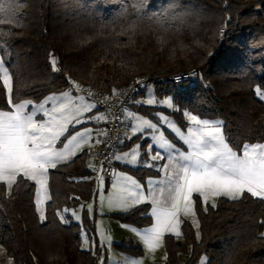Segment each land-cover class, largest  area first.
<instances>
[{
  "label": "trees",
  "instance_id": "16d2710c",
  "mask_svg": "<svg viewBox=\"0 0 264 264\" xmlns=\"http://www.w3.org/2000/svg\"><path fill=\"white\" fill-rule=\"evenodd\" d=\"M145 3L137 12L140 0H0V27L6 30L0 31V54L10 66L13 102L38 103L69 90L72 82L116 99L112 89L121 93L141 75L196 70L192 81L154 87L158 96H172L178 121L183 123L185 110L220 119L230 146L238 150L244 143H264V100L255 94L257 86L264 90V0ZM153 14L156 18L148 19ZM7 96L0 80V109L11 108ZM88 157L83 152L49 171L51 198L43 221L33 181L14 186L11 195L0 182V245L12 264H98L97 254L82 247L81 225L70 215L68 223H61L58 215L92 198ZM128 171L140 180L157 174L144 167ZM194 201L199 239L185 220L183 249L173 236L165 238L167 264H181V251L187 255L184 264H198L204 256L207 264H264V200L220 197L215 207H205L198 195ZM115 216L138 227L152 223L148 204ZM84 221L92 230L87 215ZM116 247L142 254L124 243Z\"/></svg>",
  "mask_w": 264,
  "mask_h": 264
},
{
  "label": "snow or ice",
  "instance_id": "6c2138e0",
  "mask_svg": "<svg viewBox=\"0 0 264 264\" xmlns=\"http://www.w3.org/2000/svg\"><path fill=\"white\" fill-rule=\"evenodd\" d=\"M145 7H147L145 0H140L136 11L139 12ZM155 18V14L148 16V19ZM3 23L4 20L0 19V26ZM129 27L133 28L134 23ZM0 31L6 30L0 27ZM50 62L56 70L55 57ZM9 67L6 66L3 54H0V80L3 82V88L7 90L8 102L11 105L9 110H0V182L7 186L11 195L14 186L19 187L21 184L33 181L39 185L45 197L50 199L47 197L49 169H55L57 165L69 162L76 156L77 150H83L82 146L88 144L92 138L93 129L91 128H84L83 131L66 136L68 126L90 120L106 121L107 117L103 114L86 116V113L97 109V104H86L84 96L74 98L67 91L60 96L49 95L38 104H33L29 100H17L14 103L13 82ZM72 83L76 89H80L78 84ZM255 94L260 100H264V90L260 86L255 88ZM88 95H92L91 91ZM118 95L120 93L112 89V96ZM104 99L106 102L110 97ZM49 102L52 104L51 108L46 107ZM143 102L148 105L161 104L172 107L171 98L159 101L149 97ZM30 105L31 110L26 111ZM124 111L133 121L130 125L133 135H143L146 131L150 133L151 143L148 144L145 154L151 162L147 166L156 168L158 172L163 173V176L159 180L150 178L147 181V192H145V186L131 176H123L119 194L109 197L101 195V203L102 206L106 203L109 209L127 212L142 202H149L150 215L154 218L153 225L143 230L133 227L131 231L150 251H155L162 245L165 234L171 233L177 237L181 235L179 230L183 222L181 217L195 216L193 194L202 197L205 204L212 199V207L216 206L215 199L220 197L239 201L246 198V195H250L264 200V143H244L238 150L236 146H230L224 136L221 121L200 119L197 115L185 111L183 115L196 126L188 127L187 135H185L184 131L167 115L157 114L160 124L166 126L183 142V145L187 146L186 150H182L166 137L157 123L138 116L134 112ZM38 114H41L39 120L35 119ZM82 117H84L83 120ZM103 134L107 135L106 132ZM57 142H60L62 147L58 148ZM101 142L99 139L95 141L97 144ZM139 149L140 145H137L130 152L121 155L113 154V156L116 160L136 164L138 156L141 155ZM160 160L166 162L152 163ZM89 166L94 167L91 164ZM113 188H117V183H113ZM41 203L43 201L38 198L37 204ZM87 208L89 212L93 210L91 204L87 205ZM67 211L68 209H63L62 212H58L61 223L69 222L70 218L63 214ZM72 216H75L77 220L80 219L75 212ZM40 219L42 221L45 219L43 210H40ZM196 226L199 227L198 222ZM260 236L264 238V233ZM197 238L199 239V232H197ZM87 246L88 238L85 236L82 247ZM9 264L12 262L9 261ZM118 264H142V261L125 257ZM200 264H207L206 258H202Z\"/></svg>",
  "mask_w": 264,
  "mask_h": 264
},
{
  "label": "crops",
  "instance_id": "0c3cea01",
  "mask_svg": "<svg viewBox=\"0 0 264 264\" xmlns=\"http://www.w3.org/2000/svg\"><path fill=\"white\" fill-rule=\"evenodd\" d=\"M64 92H66V91H64ZM67 92H70V91L67 90ZM62 93L63 92L55 93L54 95L60 96ZM70 93L72 94V96L74 98L78 97L80 95V94H75L72 92H70ZM7 95H8V93H7ZM51 95H53V94H51ZM48 96H46V97H48ZM80 96H82V95H80ZM149 97H152L156 100L163 98L162 96L157 95V93L155 92V88H151V91L149 89L148 91H145L144 93L139 94L135 98L132 106L128 109V111L134 112L138 116H142L146 119H150L154 123H157L158 126L160 127V130L165 132L166 137L169 138L171 142H173L171 137L172 136L174 137V135H172L170 133V131L167 129L166 126L161 125L160 122L158 121L157 114L161 115L163 112H165V113L167 112L165 105L155 104L154 106H152V105H148L146 102H143V101H146ZM169 97L172 98V96H169ZM172 100H173V98H172ZM89 101H91L92 103L94 102V101L85 97L84 103L87 104V103H89ZM40 102H38V103H40ZM38 103H33V104H38ZM173 103H174V101H173ZM46 107L51 108L52 107L51 102H49V104H47ZM175 108H177L176 105H175ZM0 110H5V109H0ZM30 110H31V105L29 106L28 109H26V111H30ZM169 110L173 111L175 109H173V107H172ZM170 111L168 112L169 114H171ZM93 114H95V115H101L102 114V112L99 110L98 106H97V109H94L92 112L86 113L85 115L86 116H92ZM40 115L41 114H38L35 119L39 120ZM83 119H84V117H82V120ZM132 123H133V121H131L130 118L127 117V115L125 113L123 141H122L121 147L117 151L116 155H121L125 152H130L131 149H133L137 145H140L139 151H140L141 155L138 156L136 164H128V163H125L123 160H116L114 158L113 173H112L111 177H109L107 179H102L99 182V185L97 186L96 190L94 191L92 198L85 205H83V207H80L81 211L79 212V216H80V214L82 215L81 216L82 221H83L82 223L84 225V231L81 233L82 245L84 243V237L86 236L88 238V246L83 247V248L91 251L93 254H97L98 264H118V262L122 261L125 257L142 261V264H167V253H166V247H165V238L167 236H173L175 238L177 244L179 245V247L181 249H183L186 244H185V240H184L183 234H182V225H183V222L185 220H188L192 223L193 227L196 230V227H195L196 224L194 223L196 220V217H198L196 210H195V216L189 215L187 217H183V216L181 217L183 222L180 225L179 230L181 232V235L179 237H177L174 234L167 233V234H165V236L163 238L162 245L160 247L156 248L155 251H150L149 249H147L144 246V244L142 243L140 238L133 231H131V229L133 227H135L137 230H143V229L149 228L153 225L154 218L151 217L152 223L149 226L138 227L136 225L123 222L115 216V214H124V213H127L129 211L126 212V211H122L119 209H109L107 207L106 203L103 206L101 203V195H103L104 197H109V196H114V195L119 194L120 187L123 183V180H122L123 176H131L133 179H135L141 185H144L145 186V192H147V181L150 178L153 180H159L163 176V173L158 172L156 168L147 166V164L149 162H151L149 160L148 155L145 154L148 144L151 143L150 133L146 131L143 135H140V134L133 135L131 132V127H130V125ZM84 128L93 129L92 138L88 144L82 146L83 150H79V149L77 150L76 156L83 153V152H87L89 154V157L87 158V166H88L92 155L98 149L99 144H100V143L99 144L95 143V141L97 139L101 140L102 136L104 135L103 133L105 131V120H99V121L90 120V121L82 122L81 124H76V125L70 124L68 126V132L65 135L70 136L72 134H75V132H77V131H83ZM97 133H100V134L97 135ZM61 139L63 140L64 138L62 137ZM64 142H66V140H64ZM176 145L178 148L182 149V143L181 142L179 145L178 144H176ZM57 147L58 148L62 147V144L60 142H57ZM153 154H154V151H153ZM75 157H73V158H75ZM73 158L70 161H72ZM69 162H67V163H69ZM165 162H166L165 160H160V161L152 162V163L163 164ZM67 163H64V164H67ZM60 165H63V164H59L57 166H60ZM136 167H144L145 169L157 172V174L148 175L143 180H140L128 171L129 168H136ZM50 170L51 169H49V171ZM113 183H117V188H115V189L113 188ZM195 195H198V194H193V200H194ZM47 197L51 198L48 184H47ZM38 198L43 201V203H41V205L43 204V206H44L43 210H44V216H45V205L50 201V199H47L45 197V194L43 193V191H40L39 185H36L35 202H36V207H37V211L39 214V208H38L39 205L37 204ZM89 204L92 205L93 210L91 212H89V210L87 208V205H89ZM145 204H148L150 206V213H151V204L149 202H142L138 206L145 205ZM138 206L132 207L131 210L135 209ZM194 209H195V201H194ZM68 215H70V217L72 219V215L67 214V216ZM85 215H87L89 217L90 223H92V228H93L92 230H90L85 225V221H84ZM39 216H40V214H39ZM74 220H75V218H74ZM75 222H77V221H75ZM77 223L81 224L79 222H77ZM123 243L126 244L127 246H134L136 248H140L142 250V254L140 256H138V255H135L133 253L123 251V250L116 247V245L123 244ZM93 244H94V247H93ZM182 252H184V251L180 252L179 260H180L181 264H184L187 260V255H186V259L185 258L183 259L182 258L183 256L181 257Z\"/></svg>",
  "mask_w": 264,
  "mask_h": 264
},
{
  "label": "built area",
  "instance_id": "2783aa9c",
  "mask_svg": "<svg viewBox=\"0 0 264 264\" xmlns=\"http://www.w3.org/2000/svg\"><path fill=\"white\" fill-rule=\"evenodd\" d=\"M197 76L198 72L196 70L167 76H148L144 74L127 83L116 99H109L106 102L105 96L100 92L91 89L87 85L75 82L80 86L78 90L72 83L69 89L70 92L80 94L94 101L102 114L107 117L104 131L107 135L102 136V142L90 159L89 165H94V167L88 165L93 180V191L96 190L101 178L107 179L113 173V154L117 153L123 141L124 110H128L132 106L139 94L154 88L158 84H182L196 79ZM137 81H141V83H137ZM89 91L92 93L91 96L88 95Z\"/></svg>",
  "mask_w": 264,
  "mask_h": 264
},
{
  "label": "rangeland",
  "instance_id": "374dc122",
  "mask_svg": "<svg viewBox=\"0 0 264 264\" xmlns=\"http://www.w3.org/2000/svg\"><path fill=\"white\" fill-rule=\"evenodd\" d=\"M149 90V89H148ZM147 90V91H148ZM150 91H151V89H150ZM80 96V95H79ZM155 96V95H154ZM168 98H171V97H169V96H165V97H163V98H161V99H159V101H162V100H164V99H168ZM172 99V98H171ZM89 103H92L91 101H89ZM94 103V102H93ZM155 104H153L152 106H154ZM166 107V109H167V112L165 113V112H163L161 115H167L168 117H170L169 119L170 120H172V121H174L175 123H176V125L178 126V127H180L183 131H184V133H185V135H187V128L188 127H193V128H195L196 126L195 125H193V124H191V122H189L188 120H187V117H185L184 115H183V123H181L180 121H178V119H177V117L175 116V113L176 112H178L179 111V108L177 107V108H175V105H174V103H173V100H172V107H173V109H175V110H173V111H170L169 109V107H167V106H165ZM171 107V108H172ZM171 112V114H169L168 112ZM185 111H187V110H185ZM184 111V112H185ZM183 112V113H184ZM193 114V113H192ZM195 115V114H194ZM198 118H200V117H198ZM200 119H203V118H200ZM206 120H209V121H213V122H215V121H221L220 119H206ZM222 122V121H221ZM168 129V128H167ZM169 130V129H168ZM170 131V130H169ZM170 133L172 134V135H174V137L177 139V140H179V138L174 134V133H172L171 131H170ZM224 134V133H223ZM225 136V135H224ZM180 141V140H179ZM181 143H182V150H186V148H187V146L186 145H183V142L182 141H180ZM218 199L219 198H216L215 199V204L217 203V201H218ZM41 200V199H40ZM201 200H202V202H203V198L201 197ZM212 202H213V200L212 199H210L209 200V202L207 203V204H210V205H212ZM203 204H204V206L206 207V205L207 204H205L204 202H203ZM43 204L41 205V204H39V206H38V208H39V214H40V210H43ZM81 211V208H78V209H68V211L67 212H65V213H63L65 216L67 215V214H71L72 215V213L73 212H75L78 216H79V212ZM43 212H44V210H43ZM82 215L80 214V219L79 220H77L76 218H75V216H72V220L75 222V221H77V222H79V223H81L80 225H81V233L84 231V225H83V221H82V217H81ZM75 218V220H74V218ZM196 222H198V225H199V219H198V217H196V220H195V224H196ZM195 227H196V232H199V235H200V228L199 227H197L196 225H195ZM0 249H2V251H0V264H9V261H11L12 262V258L6 253V250L4 249V247L3 246H1L0 245ZM182 255H181V257L184 259H186V253H184V252H182L181 253ZM202 258H206L205 256L204 257H202ZM206 260H207V258H206ZM201 261V260H200ZM198 264H200V262L198 263Z\"/></svg>",
  "mask_w": 264,
  "mask_h": 264
}]
</instances>
